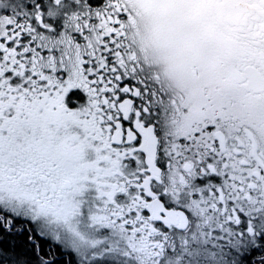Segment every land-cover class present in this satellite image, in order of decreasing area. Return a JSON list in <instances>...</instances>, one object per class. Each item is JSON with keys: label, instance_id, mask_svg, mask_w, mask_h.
<instances>
[{"label": "snow or ice", "instance_id": "1", "mask_svg": "<svg viewBox=\"0 0 264 264\" xmlns=\"http://www.w3.org/2000/svg\"><path fill=\"white\" fill-rule=\"evenodd\" d=\"M0 264H264V0H0Z\"/></svg>", "mask_w": 264, "mask_h": 264}]
</instances>
